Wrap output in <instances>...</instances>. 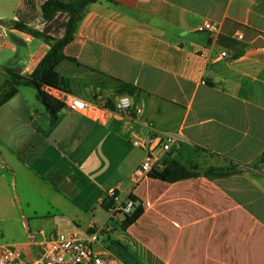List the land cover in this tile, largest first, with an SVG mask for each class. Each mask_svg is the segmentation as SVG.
I'll list each match as a JSON object with an SVG mask.
<instances>
[{
  "label": "crops",
  "instance_id": "obj_1",
  "mask_svg": "<svg viewBox=\"0 0 264 264\" xmlns=\"http://www.w3.org/2000/svg\"><path fill=\"white\" fill-rule=\"evenodd\" d=\"M46 1L36 0L37 10L27 12L39 30L45 29L40 7ZM23 4L0 0V88L11 77L8 69L29 76L50 50L15 29ZM206 21L218 32L206 30ZM259 39L264 42V0L89 5L57 67L66 81L61 93L109 101L114 108L121 85L128 84L137 89L130 96L142 112L101 123L65 108L52 125L37 90L20 86L0 107L3 235L17 225L26 238L19 244H26L69 227L61 219L91 227L105 219L104 211L111 221L103 203L117 189L122 202L135 197L144 210L117 235L135 264H264V46L254 49ZM166 133L180 138L167 166L179 163L198 175L174 183L148 176L135 187L132 175L147 154L133 140ZM232 162L240 167L236 174L206 176ZM109 232L117 233L112 227ZM94 249L128 264L100 241Z\"/></svg>",
  "mask_w": 264,
  "mask_h": 264
},
{
  "label": "built area",
  "instance_id": "obj_2",
  "mask_svg": "<svg viewBox=\"0 0 264 264\" xmlns=\"http://www.w3.org/2000/svg\"><path fill=\"white\" fill-rule=\"evenodd\" d=\"M204 28L213 33L219 30L216 24L208 21L204 23ZM237 38L243 40L244 36L237 34ZM221 56L227 58L229 54L224 52ZM59 98L67 109L82 113L101 123H106L115 114L132 117L142 112L134 98L127 94L119 96L114 108L109 106V101L87 102L66 93H61ZM179 140V136L172 133L133 140V145L147 154L145 161L132 175L131 180L135 187L153 172H161L166 168V157ZM107 197L114 205L110 209L111 221L118 219L123 223L134 209L135 203L129 197L122 202L117 189L109 191ZM110 230L108 223L87 228L70 224L69 227L59 228L51 234L42 236L41 239H31L26 244L0 243V264H125L123 261L101 255L94 249L100 236ZM30 247H36L37 254H33Z\"/></svg>",
  "mask_w": 264,
  "mask_h": 264
},
{
  "label": "trees",
  "instance_id": "obj_3",
  "mask_svg": "<svg viewBox=\"0 0 264 264\" xmlns=\"http://www.w3.org/2000/svg\"><path fill=\"white\" fill-rule=\"evenodd\" d=\"M98 1L100 0H73L71 2L47 0L40 7L41 18L46 27L44 30H39L31 25L32 19L27 13L37 10L36 0H24L23 9H20L17 14L18 21L14 25L15 29L42 40L50 46V50L29 76H22L17 71L8 69L11 77L0 88V107L17 95L20 86H30L37 90V97L49 113L52 125L58 122L59 113L66 108V105L51 92H65L66 81L58 73L57 67L67 59L64 53L65 48L74 40L78 25L83 19L88 6ZM63 17L65 19L61 27L64 32L62 36L56 38L51 35L52 26ZM136 91L137 89L134 86L123 84L118 93L135 95ZM259 163L264 164V152ZM239 168V165L232 162L228 169H208L206 176L211 179L225 178L239 172ZM197 175L188 171L181 164L173 163L163 171H155L150 176L165 182L174 183ZM129 198L135 203V206L130 215L121 223L120 228L123 230L139 219L144 212L143 206L138 199L132 196ZM113 206V202L108 199L103 203V207L107 211Z\"/></svg>",
  "mask_w": 264,
  "mask_h": 264
},
{
  "label": "rangeland",
  "instance_id": "obj_4",
  "mask_svg": "<svg viewBox=\"0 0 264 264\" xmlns=\"http://www.w3.org/2000/svg\"><path fill=\"white\" fill-rule=\"evenodd\" d=\"M72 1V0H70ZM35 17H37V14H35ZM64 17L61 18L59 21H57L54 26H52V32L51 35L59 38L60 36H62L64 30L61 27V24L64 21ZM46 27V25H45ZM100 216L101 218H105V219H96L97 220V225H104V221L106 220L108 223V226L111 228H115L117 233L113 234V232H109V234L111 235V239H109V237L107 236L108 234L103 233L100 238L99 241L101 242V244H103L105 247L112 248V251L115 253H119L118 255H121V258L127 262L128 264H135V255L133 253H131L127 246V243L124 242L122 239H120L117 235L120 233V226L118 225V223L116 224L114 221H109V215L106 212H100ZM61 224L66 223L67 226L70 224L73 225H78L81 226L83 228H87V225L85 224H78V223H71L68 219H61ZM65 224V226H66ZM66 226V227H67ZM25 237L22 236L21 231L18 229L17 225H14V230H12V232H9L6 235H3V231H2V225L0 223V243H9V244H19L25 241ZM114 246V249H113Z\"/></svg>",
  "mask_w": 264,
  "mask_h": 264
},
{
  "label": "water",
  "instance_id": "obj_5",
  "mask_svg": "<svg viewBox=\"0 0 264 264\" xmlns=\"http://www.w3.org/2000/svg\"><path fill=\"white\" fill-rule=\"evenodd\" d=\"M264 46V42L262 39H259L255 44H254V49L260 48ZM56 97H60L61 93L60 92H56L55 94Z\"/></svg>",
  "mask_w": 264,
  "mask_h": 264
}]
</instances>
